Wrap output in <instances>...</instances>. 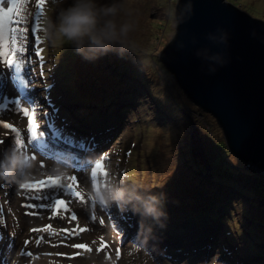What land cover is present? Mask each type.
Here are the masks:
<instances>
[{
    "label": "rangeland",
    "instance_id": "rangeland-1",
    "mask_svg": "<svg viewBox=\"0 0 264 264\" xmlns=\"http://www.w3.org/2000/svg\"><path fill=\"white\" fill-rule=\"evenodd\" d=\"M229 1L264 20V0ZM0 2L8 7V0ZM117 2L118 22L132 25L129 49L89 60L67 43L44 38L45 18L56 14L51 0H44L39 21L37 0H17L14 19L24 29L17 47L22 42L26 51L17 56L22 67L0 59V120L12 123L27 143L23 110L37 108L38 135L27 153L45 166H36L23 183L53 175L67 184L75 175L88 203L73 200L77 221L63 211L52 218L50 210L26 206L43 201L18 188L19 172L10 182L0 179V264H264V171L226 154L221 125L183 93L158 57L176 32L177 0ZM11 95L20 101L21 123L9 114ZM100 129L103 142L95 137ZM14 137L0 125V139L7 138L0 158L16 148ZM96 162L102 164L99 178L87 183ZM106 181L165 193L163 226L141 223L130 205L88 197L93 185Z\"/></svg>",
    "mask_w": 264,
    "mask_h": 264
},
{
    "label": "water",
    "instance_id": "water-1",
    "mask_svg": "<svg viewBox=\"0 0 264 264\" xmlns=\"http://www.w3.org/2000/svg\"><path fill=\"white\" fill-rule=\"evenodd\" d=\"M174 8L176 32L161 63L215 117L229 152L264 171V20L229 0H177Z\"/></svg>",
    "mask_w": 264,
    "mask_h": 264
},
{
    "label": "clouds",
    "instance_id": "clouds-1",
    "mask_svg": "<svg viewBox=\"0 0 264 264\" xmlns=\"http://www.w3.org/2000/svg\"><path fill=\"white\" fill-rule=\"evenodd\" d=\"M65 2L66 0H51V3L56 5V14L55 18H45L46 40L53 44L67 43L83 58L89 60L109 51L123 53L129 49L127 37L132 25L118 22L121 5L117 0H112L111 3H100L99 0H71L66 7L63 6ZM221 39L226 42V32ZM207 58L224 63L220 60V54L211 50H208ZM36 166L37 160L33 159L30 153L9 148L0 158V179L10 182L19 172V178L15 181L23 183L29 179ZM87 195L94 197L100 204L121 202L130 205L132 212L141 217V223L150 219L156 225L163 226L160 222L161 217L166 216L163 209L165 199L163 192L155 193L136 183L121 187L115 182L106 181L101 183L99 188L93 185L91 191H87ZM151 228L152 225H148L146 230L150 232Z\"/></svg>",
    "mask_w": 264,
    "mask_h": 264
},
{
    "label": "snow or ice",
    "instance_id": "snow-or-ice-1",
    "mask_svg": "<svg viewBox=\"0 0 264 264\" xmlns=\"http://www.w3.org/2000/svg\"><path fill=\"white\" fill-rule=\"evenodd\" d=\"M43 4L44 0H37V8L39 11L36 14L37 21H39L41 15L43 14ZM8 7H4L3 3H0V59H2L3 64L5 65H16L17 67H22V61L17 59L18 55H23L26 51L24 44L21 42L20 46L17 47V42L23 40L24 29L16 27V25L20 24L22 21L19 19H14L16 15V9L18 7L17 0H8ZM36 28H39V23L37 22ZM35 31V29H33ZM37 43H39V38L37 37ZM37 56L41 55V52L38 50L36 52ZM38 109L34 108L31 110L24 109L23 115L28 117V128L27 133L28 140L27 143H24L20 137L19 129L15 128L12 123L6 122L5 120H0V125L4 129L11 130L15 137L12 138V142L16 145V148L21 151L28 152V147L32 142V139L36 138L37 133V124L35 123L33 117H35ZM43 133H39L40 138H43ZM7 143V138L0 139V146H4ZM33 159H36V156H32ZM45 165L43 161L37 165L38 168H43ZM91 178L88 179L87 183H91L93 181H97L99 178L100 170L102 169V164L100 162H96L94 168H91ZM107 175V173H104ZM71 183H61L59 182L61 178L59 176L48 175L44 179L36 180L32 183H19L18 188L20 190H28L29 192L34 194V199L38 201H43L39 204L34 205H26L32 208L38 209H47L52 211L53 217H55L56 213L59 211H63L66 214L71 213L69 219L71 221H77L78 216L76 212L70 207L73 203V200H78L80 204H86L88 201L85 199V195L77 190V187L80 185L81 180H78L77 176L72 175L68 177ZM52 190L48 192L47 190ZM56 189H60L59 192ZM67 197V198H66ZM112 207L118 208L116 205ZM119 209V208H118ZM119 211H121L119 209ZM122 212V211H121ZM115 219V216L111 217ZM100 223L103 224L104 221L101 219ZM118 227V225H117ZM51 228V225H47L43 228L44 232H47L48 229ZM86 228H81L80 231H87ZM33 232H39L41 229H32ZM67 236H71L74 232H69L67 229L64 230ZM24 244H28L29 241L25 240ZM40 241L37 240V244ZM72 247L77 249H85L87 245L85 244H74ZM103 247V245H102ZM99 251V249H98ZM119 252V250H117ZM23 255L31 256V252L23 253Z\"/></svg>",
    "mask_w": 264,
    "mask_h": 264
},
{
    "label": "bare ground",
    "instance_id": "bare-ground-1",
    "mask_svg": "<svg viewBox=\"0 0 264 264\" xmlns=\"http://www.w3.org/2000/svg\"><path fill=\"white\" fill-rule=\"evenodd\" d=\"M1 3V2H0ZM12 96V99H10L9 97H8V99H6L5 101H6V103L8 104V107L10 108V112H9V114L13 117V118H15V119H17V121L19 122L20 121V123H21V120H22V118L20 117L21 116V114H22V111H21V109H20V101L17 99V98H13V95H11ZM19 123V124H20ZM96 138H98V139H100L101 138V142H103L104 140H106L107 138H105V132H103L101 129H100V131H98V133L96 134V136H95ZM104 138V139H103ZM91 146H93V147H95L96 145H94V144H91ZM36 158H38V157H36ZM85 159H83L82 161H84ZM89 160V159H88ZM45 164V163H44ZM82 164H84V163H82ZM85 169V168H84ZM86 179V178H85ZM208 232V231H207ZM194 235H197V234H201V233H193ZM145 235H147V234H145ZM204 236H205V234H204ZM203 237V236H202ZM198 238H200V237H198ZM195 240V239H194ZM197 240V239H196ZM176 242H179V241H176ZM205 245H203V244H198V245H196V247H197V249H199V248H201V247H204Z\"/></svg>",
    "mask_w": 264,
    "mask_h": 264
},
{
    "label": "trees",
    "instance_id": "trees-1",
    "mask_svg": "<svg viewBox=\"0 0 264 264\" xmlns=\"http://www.w3.org/2000/svg\"><path fill=\"white\" fill-rule=\"evenodd\" d=\"M226 154H228L230 157L235 158L237 161H242L240 158H238L237 156H234L232 153L230 154L229 150H226Z\"/></svg>",
    "mask_w": 264,
    "mask_h": 264
}]
</instances>
